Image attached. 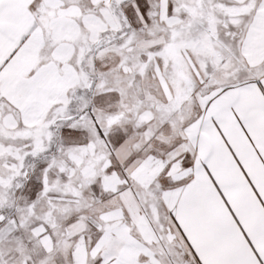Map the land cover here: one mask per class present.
Masks as SVG:
<instances>
[{
	"label": "snow or ice",
	"instance_id": "6c2138e0",
	"mask_svg": "<svg viewBox=\"0 0 264 264\" xmlns=\"http://www.w3.org/2000/svg\"><path fill=\"white\" fill-rule=\"evenodd\" d=\"M0 264H264V0H0Z\"/></svg>",
	"mask_w": 264,
	"mask_h": 264
}]
</instances>
